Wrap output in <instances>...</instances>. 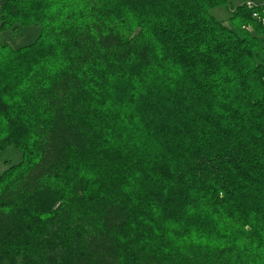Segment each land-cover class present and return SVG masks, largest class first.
I'll return each mask as SVG.
<instances>
[{"label":"trees","instance_id":"1","mask_svg":"<svg viewBox=\"0 0 264 264\" xmlns=\"http://www.w3.org/2000/svg\"><path fill=\"white\" fill-rule=\"evenodd\" d=\"M2 1L0 264H264V0Z\"/></svg>","mask_w":264,"mask_h":264},{"label":"rangeland","instance_id":"2","mask_svg":"<svg viewBox=\"0 0 264 264\" xmlns=\"http://www.w3.org/2000/svg\"><path fill=\"white\" fill-rule=\"evenodd\" d=\"M261 1V0H256ZM238 1L232 2L231 5H228L227 7H217L213 10H211V14L213 17H215L219 21H223L228 26H233L234 22L230 20L233 14V10L235 9L236 5L238 4ZM253 3V2H249ZM3 4V1L0 0V12H1V5ZM254 4V3H253ZM255 6V5H254ZM249 8V7H248ZM256 6L253 9H255ZM251 9V8H249ZM263 11V10H262ZM254 13L260 14L262 18H264V14L259 11V9H255L253 11ZM2 34V33H1ZM0 34V40L1 42L8 43L13 48H23L24 46H27L31 43H33L37 37L40 34V28L36 26H28L23 29V31L20 34H10L9 32H4L2 35ZM21 156L18 153L13 154L12 148H9L6 151V154L4 157L0 158L1 166H0V174L5 169L3 165V161H11L12 163H17L20 161Z\"/></svg>","mask_w":264,"mask_h":264},{"label":"built area","instance_id":"3","mask_svg":"<svg viewBox=\"0 0 264 264\" xmlns=\"http://www.w3.org/2000/svg\"><path fill=\"white\" fill-rule=\"evenodd\" d=\"M256 6V4H253V3H248V7L249 8H254L255 6ZM257 7V6H256ZM263 14H264V6H263ZM253 17L255 18V19H257V20H259V22H261V24H262V27L264 28V18H262L261 16H260V14H258V13H254L253 14Z\"/></svg>","mask_w":264,"mask_h":264}]
</instances>
